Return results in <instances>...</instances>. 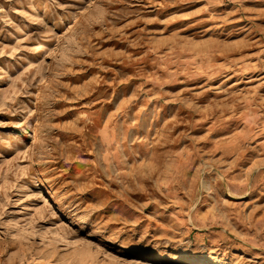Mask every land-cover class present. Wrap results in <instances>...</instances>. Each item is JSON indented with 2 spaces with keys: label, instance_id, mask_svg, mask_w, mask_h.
Listing matches in <instances>:
<instances>
[{
  "label": "rangeland",
  "instance_id": "1",
  "mask_svg": "<svg viewBox=\"0 0 264 264\" xmlns=\"http://www.w3.org/2000/svg\"><path fill=\"white\" fill-rule=\"evenodd\" d=\"M0 264H264V0H0Z\"/></svg>",
  "mask_w": 264,
  "mask_h": 264
},
{
  "label": "bare ground",
  "instance_id": "2",
  "mask_svg": "<svg viewBox=\"0 0 264 264\" xmlns=\"http://www.w3.org/2000/svg\"><path fill=\"white\" fill-rule=\"evenodd\" d=\"M198 258H199V257H198ZM200 259L203 260V259H205V258L201 257Z\"/></svg>",
  "mask_w": 264,
  "mask_h": 264
}]
</instances>
